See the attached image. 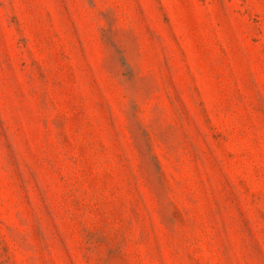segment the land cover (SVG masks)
Returning <instances> with one entry per match:
<instances>
[{
  "label": "rangeland",
  "instance_id": "rangeland-1",
  "mask_svg": "<svg viewBox=\"0 0 264 264\" xmlns=\"http://www.w3.org/2000/svg\"><path fill=\"white\" fill-rule=\"evenodd\" d=\"M0 264H264V0H0Z\"/></svg>",
  "mask_w": 264,
  "mask_h": 264
}]
</instances>
